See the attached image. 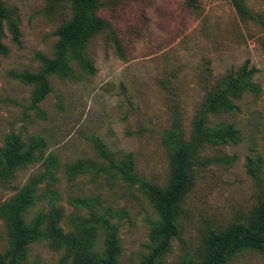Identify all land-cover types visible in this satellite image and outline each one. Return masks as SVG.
<instances>
[{
  "label": "rangeland",
  "instance_id": "1",
  "mask_svg": "<svg viewBox=\"0 0 264 264\" xmlns=\"http://www.w3.org/2000/svg\"><path fill=\"white\" fill-rule=\"evenodd\" d=\"M21 21L22 43L7 33L10 51L0 54V148L11 133L26 144L41 141L34 161L0 182V206L32 178L46 173L38 199L28 211L57 210L49 239L34 242L28 264H58L65 250L57 236H67L75 223L90 217V206L119 224L122 252L118 264H143L153 223L159 214L140 182H129L104 155L121 162L132 153L135 172L146 181L167 186L172 157L164 138L179 124L191 140L195 118L207 94L246 60L257 68V92L235 100L236 111L210 114L207 125L232 123L237 141L204 142L198 147L192 183L181 202V234L173 238L160 264H187L200 255L210 227L224 229L246 222L264 199V27L243 18L232 0H105L98 14L111 25L87 44L96 72L78 61L65 77L51 75L52 91L37 105L34 84L16 74L37 72L41 52L54 56L57 28L72 17L70 4L49 0H6ZM253 14L264 16V0H243ZM123 46L124 57L116 39ZM84 159L97 169L69 173ZM253 166V171L250 167ZM74 198H87L89 207ZM111 210V213H108ZM58 228V229H57ZM105 233L97 229L93 250L101 255ZM8 245L0 216V254ZM69 264H74L70 261ZM227 264H264V253L244 250Z\"/></svg>",
  "mask_w": 264,
  "mask_h": 264
},
{
  "label": "trees",
  "instance_id": "2",
  "mask_svg": "<svg viewBox=\"0 0 264 264\" xmlns=\"http://www.w3.org/2000/svg\"><path fill=\"white\" fill-rule=\"evenodd\" d=\"M52 5L70 4L72 17L62 23L56 30L58 40L54 56L37 53L42 67L37 72L16 74L28 84H34L31 100L33 105L42 102L52 91L51 75L68 76L73 72L72 62L78 61L89 73L96 72L93 60L87 54L90 39L105 30H111L110 23L98 14L105 0H49ZM192 4L197 0H190ZM239 14L246 19H253L264 27V16L253 14L243 0H232ZM21 21L15 8L0 0V54L10 51L5 43L8 32L12 40L21 45ZM116 39V38H115ZM117 49L124 57L123 46L116 39ZM257 72L255 66L246 60L238 70L230 71L206 96V100L195 118L191 140H186L179 124H175L165 138V144L172 159V176L167 186H160L146 181L135 172L133 154L129 153L123 161L111 158L105 146L96 140L101 152L109 158V168L115 169L129 182H140L159 214L153 223L149 252L143 264H160L171 248L173 238L181 234L178 217L181 202L192 183V170L198 147L204 142L226 144L237 141L239 132L232 123L221 122L216 127H209L210 114L228 113L238 110L235 100L248 92H257L253 77ZM42 146L41 141L26 144L21 136L11 133L0 148V182L9 183L17 170L24 168L36 158V150ZM253 171V166L250 164ZM70 174L86 169L102 168L88 165L84 159L68 166ZM47 177L41 174L32 178L0 206V216L5 221L8 245L0 254V264H28L29 248L34 242L49 239V229L54 219L60 214L57 210L49 213L40 211L31 220L28 211L35 205L38 184ZM82 206H88L87 198H74ZM89 207V206H88ZM111 213V210H108ZM58 229V228H57ZM97 229L105 233L104 248L101 255L93 250V238ZM57 243L65 253L58 264H118L122 252L119 236V224L113 223L106 213L98 214L90 206V217L75 223V230L67 236L58 235ZM257 250L264 253V199L246 222H236L224 229L210 227L205 239V247L200 255L190 257L187 264H227L230 259L244 250Z\"/></svg>",
  "mask_w": 264,
  "mask_h": 264
}]
</instances>
